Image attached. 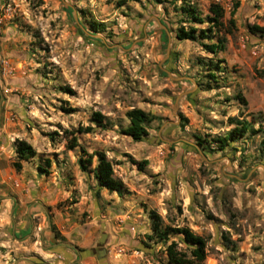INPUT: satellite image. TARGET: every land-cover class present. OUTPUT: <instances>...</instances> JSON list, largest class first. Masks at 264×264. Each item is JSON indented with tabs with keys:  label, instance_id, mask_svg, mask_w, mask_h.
<instances>
[{
	"label": "rangeland",
	"instance_id": "rangeland-1",
	"mask_svg": "<svg viewBox=\"0 0 264 264\" xmlns=\"http://www.w3.org/2000/svg\"><path fill=\"white\" fill-rule=\"evenodd\" d=\"M191 1L204 16L211 0ZM215 1L235 27L214 56L175 39L164 0H0V264H167L150 209L202 236L205 264H264V40L249 31L264 0ZM132 108L155 117L141 141L122 133ZM230 117L257 131L220 149ZM16 139L36 151L19 171ZM80 147L105 153L122 195L80 170Z\"/></svg>",
	"mask_w": 264,
	"mask_h": 264
},
{
	"label": "trees",
	"instance_id": "trees-1",
	"mask_svg": "<svg viewBox=\"0 0 264 264\" xmlns=\"http://www.w3.org/2000/svg\"><path fill=\"white\" fill-rule=\"evenodd\" d=\"M164 1L173 6L175 15L169 20V23L175 26L173 30L175 39L179 41H196L200 43L205 52L214 56L225 50L227 35L233 31L235 24L232 18L227 21L225 20V11L219 2L211 0L207 6V13L203 16L191 0ZM87 25L89 30L95 32L99 27V24L95 21H91ZM249 31L264 40V27L250 25ZM217 62L214 64V67L219 69V63L222 60H217ZM126 117L128 125L122 129V133L134 141H141L147 136V125L155 119L153 115L139 108L128 110ZM91 120L95 124L101 125L104 116L100 112H93ZM229 123L234 124L233 128L224 136L218 137L215 140L220 149L225 148L229 142H236L248 132L255 133L257 131L253 128L252 123L245 118L230 117ZM89 131H91L90 126H79L70 132H66L73 135L72 139L66 142V148L74 149L77 146L79 147L75 134L87 133ZM261 143L264 147V140ZM14 146L16 159L13 162V166L19 171L22 167L21 162L34 157L36 151L28 142L22 139H16ZM93 158H96L94 165ZM50 163V160H45L46 167H49ZM78 164L82 172L93 174L100 188L106 189L109 192H116L118 195H122L126 191L123 182L114 176L111 161L103 151L88 153L80 147ZM38 170L43 173L47 172V169H43L42 166H38ZM147 216L150 221V233L146 234V238L166 244L165 254L167 264H205L207 255L206 240L202 236L194 234L188 227L171 228L163 225L160 215L153 209L147 211ZM171 235L180 236L186 247L180 248L179 243L175 240L168 242Z\"/></svg>",
	"mask_w": 264,
	"mask_h": 264
},
{
	"label": "crops",
	"instance_id": "crops-1",
	"mask_svg": "<svg viewBox=\"0 0 264 264\" xmlns=\"http://www.w3.org/2000/svg\"><path fill=\"white\" fill-rule=\"evenodd\" d=\"M97 251V250H96ZM105 252V251H104ZM99 254V253H98ZM54 264H86V262H77V261H70L67 262L64 259L63 260H57V262H54Z\"/></svg>",
	"mask_w": 264,
	"mask_h": 264
},
{
	"label": "water",
	"instance_id": "water-1",
	"mask_svg": "<svg viewBox=\"0 0 264 264\" xmlns=\"http://www.w3.org/2000/svg\"><path fill=\"white\" fill-rule=\"evenodd\" d=\"M102 253H104V250H102Z\"/></svg>",
	"mask_w": 264,
	"mask_h": 264
}]
</instances>
